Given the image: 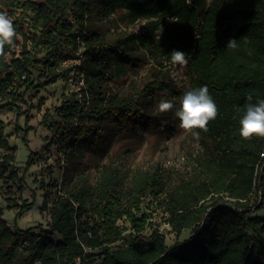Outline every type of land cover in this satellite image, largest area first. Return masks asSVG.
Returning <instances> with one entry per match:
<instances>
[{
    "label": "trees",
    "instance_id": "trees-1",
    "mask_svg": "<svg viewBox=\"0 0 264 264\" xmlns=\"http://www.w3.org/2000/svg\"><path fill=\"white\" fill-rule=\"evenodd\" d=\"M9 2L18 34L15 46L21 51L7 60L12 47L6 46L0 56V100L6 101L0 110L9 107L21 115L18 104H26L27 93L56 83L64 76L57 71L61 61L81 54L74 68L76 76L83 75V84L54 108L59 121L50 123L64 160L91 149L102 154L114 137L136 139L156 128V92L174 91L164 65H171L173 51L189 54L184 66L189 91L206 85L218 115L206 132L197 130L198 138L193 136L200 151L191 170L176 179L155 169L139 172L124 188L120 171L108 166L95 184L84 173L65 175L49 229H12L0 209V264H264V216H251L255 192L260 194L256 210L264 205V138L239 136L247 97L252 103L264 100V0H212L211 6L206 0ZM96 8L103 15L125 11L132 23L144 19L149 33L109 40L87 24ZM230 39L238 41L237 50L226 48ZM139 49L159 56L162 77L130 94L107 90V81L128 75ZM31 71L42 81L33 85L25 79V91L17 93L19 82ZM48 117L45 114L42 122ZM4 129L0 119V180L22 183L13 167L16 147ZM34 159L31 153L25 169ZM146 199L167 215L176 238L186 229L193 230L191 237L168 246L148 222L150 214L139 215ZM7 201L9 208H18L17 215L34 206L19 205L10 197ZM47 205L44 196L42 208ZM145 229L151 230L147 243L140 237Z\"/></svg>",
    "mask_w": 264,
    "mask_h": 264
},
{
    "label": "rangeland",
    "instance_id": "rangeland-1",
    "mask_svg": "<svg viewBox=\"0 0 264 264\" xmlns=\"http://www.w3.org/2000/svg\"><path fill=\"white\" fill-rule=\"evenodd\" d=\"M34 1L39 2L40 0ZM0 11L7 12L13 19V10L10 8L9 0H0ZM16 13L19 14V11ZM87 24L89 28L109 40L119 35L149 33L145 28L146 20L139 19L132 23L129 21L127 13L122 10L103 15L96 8L92 11ZM160 33L161 30L157 32L158 35ZM20 51V45L12 47L6 59L10 60L12 55L19 57ZM132 57L128 75L121 79L107 81V90L130 94L141 89L145 84L162 77L164 69L159 65L161 62L159 56L156 55L154 58V55L139 49ZM164 65L169 71L174 91L156 92L158 99L154 103V115L158 119V126L150 128L136 139L114 137L107 150L102 154L100 150L91 149L81 152L78 158H71L67 161L58 152L59 148L56 144L58 138L55 137L50 123L59 121V118L54 114V108L61 103L65 96L80 87L72 64L58 67L57 71L64 76L60 77L56 83L28 92L25 96L26 104H18L21 115L9 107L0 110V119L5 123L4 133L9 144L16 147L13 167L18 170V175L23 180L22 183L8 181L4 184L0 180V209L3 219L12 229H27L37 225L49 229L50 215L65 175L74 178L79 173H84L88 182L95 184L100 170L104 166H108L120 171L121 185L125 188L130 185L139 172L163 169L170 172L176 179L191 170L193 159L200 151L199 143L191 134H185L179 128L180 122L175 116L180 98L189 91L190 76L184 66L173 67L168 63H164ZM25 79L33 85L42 81L36 72L31 71L19 82L17 93L25 91L27 87V83H23ZM162 99L170 100L174 104L173 109L166 113L158 112L157 105ZM5 104L6 101L0 100V105ZM45 114L49 116L48 122L43 123ZM104 134L105 132L101 133V141ZM99 148H101V144ZM31 153H35L34 163L25 169ZM259 195L258 192H255L251 199V205L254 208L252 217L264 216V205L256 210L260 202ZM44 196L48 199L45 209L42 208ZM7 197L15 199L19 205L33 203L34 206L31 210L17 215L18 208H9ZM143 211L150 214L148 222L152 228H156L164 235L168 246L175 242H182L193 234V230L186 229L176 238L167 224V215L156 208L149 199L144 200L140 205L139 215ZM118 223L129 227L128 224H124L123 220H119ZM150 231V229H145L140 234L142 242H148ZM51 236L54 240L59 239L58 235L53 232H51ZM95 255L99 256L100 252H95Z\"/></svg>",
    "mask_w": 264,
    "mask_h": 264
},
{
    "label": "clouds",
    "instance_id": "clouds-1",
    "mask_svg": "<svg viewBox=\"0 0 264 264\" xmlns=\"http://www.w3.org/2000/svg\"><path fill=\"white\" fill-rule=\"evenodd\" d=\"M212 0H206L208 6H211ZM162 31V29H161ZM18 34L13 23V19L5 11H0V56L5 55V47H15V41ZM226 48L233 51L238 48V41L230 39ZM251 54V52H249ZM173 67L187 66L189 54L182 51H173L170 54ZM245 114L239 121V136L242 140H251L253 138H264V100H257L252 103V97H247ZM174 104L170 100L162 99L157 105V111L166 113L172 110ZM218 108L209 95L207 86L187 91L180 98L178 110L175 116L179 119V128L185 134H191L194 137L199 136V131H207V125L210 121L216 119Z\"/></svg>",
    "mask_w": 264,
    "mask_h": 264
},
{
    "label": "built area",
    "instance_id": "built-area-1",
    "mask_svg": "<svg viewBox=\"0 0 264 264\" xmlns=\"http://www.w3.org/2000/svg\"><path fill=\"white\" fill-rule=\"evenodd\" d=\"M76 57L77 58H67V59H63L62 61H61V66H68V64H72L73 65V68H74V66L75 65H79V63H80V58H81V54H80V52H78L77 54H76ZM74 63V64H73ZM75 69V68H74ZM76 71V70H75ZM78 73H76V75H77ZM78 77H80L79 78V82H78V85H82L83 84V79H82V77H83V75L82 74H80ZM80 89V87H78V90ZM78 90H76V91H78Z\"/></svg>",
    "mask_w": 264,
    "mask_h": 264
}]
</instances>
